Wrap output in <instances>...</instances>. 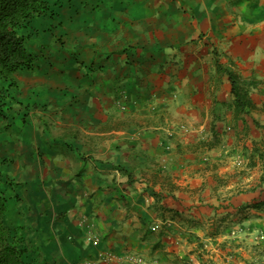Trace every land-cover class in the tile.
Here are the masks:
<instances>
[{
    "label": "crops",
    "instance_id": "crops-1",
    "mask_svg": "<svg viewBox=\"0 0 264 264\" xmlns=\"http://www.w3.org/2000/svg\"><path fill=\"white\" fill-rule=\"evenodd\" d=\"M44 1L0 118L25 262L264 264V0Z\"/></svg>",
    "mask_w": 264,
    "mask_h": 264
},
{
    "label": "trees",
    "instance_id": "trees-1",
    "mask_svg": "<svg viewBox=\"0 0 264 264\" xmlns=\"http://www.w3.org/2000/svg\"><path fill=\"white\" fill-rule=\"evenodd\" d=\"M47 9L44 0H0V118L6 117L11 109L9 89L16 85L17 74L32 68L37 59L28 46L29 35L25 30L35 16L42 15ZM228 73L233 83L236 111L250 113L257 108L250 96L253 81L240 78L231 71ZM11 183L0 171V264H27L23 257L28 251L26 241L20 230L12 228L6 221L8 199L4 187ZM259 204L255 203V207L259 208Z\"/></svg>",
    "mask_w": 264,
    "mask_h": 264
},
{
    "label": "rangeland",
    "instance_id": "rangeland-1",
    "mask_svg": "<svg viewBox=\"0 0 264 264\" xmlns=\"http://www.w3.org/2000/svg\"><path fill=\"white\" fill-rule=\"evenodd\" d=\"M27 30L28 29H26L25 30V32L27 33ZM7 83L8 82H5V84L7 85ZM11 93V92H10ZM10 100V99H9ZM12 103V102H11ZM5 107V106H4ZM20 109H17L18 110V113L20 114L21 113V111H22V107H20V106H18ZM10 111H11V109L9 110V111H7V113H6V117H2V118H4V121H5V126L8 128L9 127V124H13V122L14 121H12L13 119H12V117H15V115H13L12 113H10ZM13 112H15V110H13ZM10 120H11V122H10ZM12 127V126H11ZM2 136V135H1ZM1 136H0V138H1ZM247 170H241L240 172H246ZM263 171V172H262ZM248 172V171H247ZM248 175V174H247ZM246 175V176H247ZM245 176V177H246ZM244 177V178H245ZM248 178L250 177V180H248V179H245L246 181V183H250V182H252L253 180H257V183H258V187H259V185L261 186V183L259 182V180H260V178L261 177H264V165L263 166H261V167H257V168H254L253 169V171L252 172H250L249 173V176H247Z\"/></svg>",
    "mask_w": 264,
    "mask_h": 264
},
{
    "label": "built area",
    "instance_id": "built-area-1",
    "mask_svg": "<svg viewBox=\"0 0 264 264\" xmlns=\"http://www.w3.org/2000/svg\"><path fill=\"white\" fill-rule=\"evenodd\" d=\"M90 237H93L94 239H98V236L96 234H91ZM128 259L135 260L137 262H144V259L140 256H134L131 254L126 255ZM113 254L110 251H102L99 253L97 260H85L78 264H102L104 261H110L113 260Z\"/></svg>",
    "mask_w": 264,
    "mask_h": 264
}]
</instances>
